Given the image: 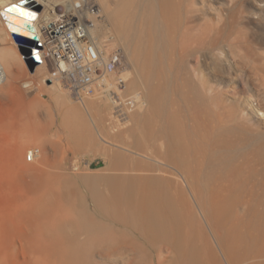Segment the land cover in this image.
<instances>
[{
  "label": "bare ground",
  "instance_id": "obj_1",
  "mask_svg": "<svg viewBox=\"0 0 264 264\" xmlns=\"http://www.w3.org/2000/svg\"><path fill=\"white\" fill-rule=\"evenodd\" d=\"M211 1L0 0V94L20 77V47L42 60L47 23L66 14L104 62L120 47L126 71L108 82L136 101L110 142L108 95L73 104L56 71L35 68L42 82L51 76L56 119L36 126L46 103L24 107L19 135L42 152L27 164L19 148L18 173L1 176L0 264H264V77H246L222 51L235 31L217 24ZM24 21L38 47L17 29ZM126 135L128 148L116 149ZM67 145L100 155L111 173L78 175L75 159L59 156Z\"/></svg>",
  "mask_w": 264,
  "mask_h": 264
},
{
  "label": "rangeland",
  "instance_id": "obj_2",
  "mask_svg": "<svg viewBox=\"0 0 264 264\" xmlns=\"http://www.w3.org/2000/svg\"><path fill=\"white\" fill-rule=\"evenodd\" d=\"M205 1L210 2V0ZM216 1L213 0V2H211L215 7H219L221 22L216 21L217 24L221 26L224 31H227L231 27H233L235 31L234 34L222 43V51L226 54L233 51L234 54L232 58L237 63L239 69L244 72L246 77H264V0ZM195 2H198V0H195ZM85 6H88L87 3ZM14 16L17 19H20L19 14H15ZM207 16L208 19L214 18V16L210 14H207ZM82 19L85 24L88 25L90 23L83 14ZM21 27L22 26H19V28ZM113 49H118L122 56V50L118 45ZM21 57L22 64L18 71L20 77H17L18 79L9 87H5L4 91L0 94V180L1 176L5 177L10 174L18 173V168L15 163V155L19 148L22 151V160L27 164H35L36 162V159L32 162L26 160V154L29 150H37L39 151V154L42 152L39 144H31L29 138H23L19 135V127L21 125L22 117L24 116L23 110L26 104L34 98L46 103V107L37 109L33 113L32 123L34 125L39 126L46 124L48 122V116H53V118L56 119L54 104L51 102L49 95L46 92V81L50 80L51 83V76H48V78L42 82V77H37L35 71L34 73H29L22 54ZM197 62H199L198 56L191 61L193 66H196ZM126 68V63L122 56V68L116 71L115 74L125 72ZM205 77H207L206 74ZM26 81L32 84L31 89H34V91L22 86V82ZM122 87L123 94L130 95L131 92L124 90V86ZM60 91L68 97L70 102L78 104V99L69 93L61 84ZM38 94H40V96ZM260 119L263 120L264 117L260 116ZM103 126L106 128L105 131H102L103 134L107 133L110 135L108 138L104 137L105 140L114 142V136L127 129L128 123L125 125H118L110 110V115H108L104 121ZM49 137L51 140H60L64 143V140L59 139L56 135H49ZM128 141V135L121 139H115L117 145L115 148L119 150H121L122 147L128 148ZM103 143L106 144L104 141ZM84 154L85 151H79L73 146L67 145L64 146L63 152H60L59 156L61 158L68 155V158L71 161L75 159L74 166L71 167H74L76 170L72 171L80 176L84 173H97V176H105L111 173V171L106 170L103 157L97 154L89 157ZM71 155L73 157H71ZM132 256L133 253L129 252L128 257Z\"/></svg>",
  "mask_w": 264,
  "mask_h": 264
},
{
  "label": "built area",
  "instance_id": "obj_3",
  "mask_svg": "<svg viewBox=\"0 0 264 264\" xmlns=\"http://www.w3.org/2000/svg\"><path fill=\"white\" fill-rule=\"evenodd\" d=\"M42 43L45 48L41 50V58L52 72L59 74L56 78L59 84L78 100L94 94L108 95L116 123H127L128 111L135 108L136 101L132 96L122 93V81L117 87H112L108 77L122 68V56L118 49H113L109 59L104 62L88 31L66 14L49 20ZM36 54L39 56L38 52ZM37 153V150H29L26 160L34 161Z\"/></svg>",
  "mask_w": 264,
  "mask_h": 264
},
{
  "label": "water",
  "instance_id": "obj_4",
  "mask_svg": "<svg viewBox=\"0 0 264 264\" xmlns=\"http://www.w3.org/2000/svg\"><path fill=\"white\" fill-rule=\"evenodd\" d=\"M14 9H16L18 12L20 11V9L18 7H15ZM22 30L28 33V36L32 42V46L33 47H38L37 45V36L34 34L30 24L26 21L22 22ZM17 29H20L17 27ZM21 53L24 56V62L25 65L29 71V73H33L35 68L41 64V61L38 57V55L36 54V49L34 48H30V47H20ZM46 83H49V80L46 81Z\"/></svg>",
  "mask_w": 264,
  "mask_h": 264
},
{
  "label": "snow or ice",
  "instance_id": "obj_5",
  "mask_svg": "<svg viewBox=\"0 0 264 264\" xmlns=\"http://www.w3.org/2000/svg\"><path fill=\"white\" fill-rule=\"evenodd\" d=\"M10 10H12V9H10Z\"/></svg>",
  "mask_w": 264,
  "mask_h": 264
}]
</instances>
